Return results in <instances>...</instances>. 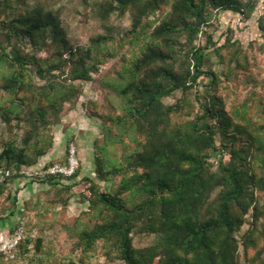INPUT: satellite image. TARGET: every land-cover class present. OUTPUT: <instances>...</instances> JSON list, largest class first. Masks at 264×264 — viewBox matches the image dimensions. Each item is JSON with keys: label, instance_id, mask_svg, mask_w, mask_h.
<instances>
[{"label": "trees", "instance_id": "trees-1", "mask_svg": "<svg viewBox=\"0 0 264 264\" xmlns=\"http://www.w3.org/2000/svg\"><path fill=\"white\" fill-rule=\"evenodd\" d=\"M37 1L26 12V0H0V118L22 130L20 138L3 139L0 197L7 192L11 205L0 220L20 210L10 184L23 177L14 171L38 164L54 146L52 125L82 94L80 82L107 63L113 43L134 48L112 83L123 104L92 115L106 122L105 144L121 146L112 159L98 145L97 177L118 181L102 190L85 177L91 196L87 224L76 233L78 258L53 260L44 238L29 234L20 219L10 230L25 228L16 256L0 255V264H93L99 251L108 263L264 264V99L257 90L243 99L229 93L249 64L238 28L196 43L212 10L255 17L264 42V0H102V19L130 12L131 28L124 39L97 34L84 46L72 44L59 13ZM213 52L220 72L204 68ZM177 93L180 99L165 101ZM80 172L43 182L69 191ZM134 233L158 240L138 247Z\"/></svg>", "mask_w": 264, "mask_h": 264}, {"label": "rangeland", "instance_id": "rangeland-1", "mask_svg": "<svg viewBox=\"0 0 264 264\" xmlns=\"http://www.w3.org/2000/svg\"><path fill=\"white\" fill-rule=\"evenodd\" d=\"M37 2V0H26L23 6L25 11L33 8ZM40 2L59 13L69 39L74 45H88L90 39L97 34L109 33L118 39H124L132 25L130 12L115 11L109 19H102L99 14L102 0H41ZM261 13L264 14V11ZM210 16L211 25L199 35L196 43L206 44L207 33H213L217 39H221V33L229 26L238 28L236 36L246 47L244 53L249 64L245 72L238 70L241 80L231 82L229 93L232 97L238 96L243 99L249 91L257 90L259 92L257 99H264V42L258 34V21L255 17L247 18L227 11L212 10ZM154 18L155 16L150 17V19ZM182 40L185 41V38ZM133 49L132 47L120 48L114 43L110 45L112 56L108 58L107 63L101 67L99 73L93 75L92 80L80 82L82 94L65 105L61 120L52 125L51 130L55 137L54 146L45 156L41 157L38 164L28 166L37 169L46 163H60L66 159L68 161L72 150L75 149L79 161L78 168L81 172L70 182L77 184L73 189L66 191L60 187H52L49 183L43 182V179L19 178L14 180L10 185L13 193L16 189L19 191L18 209L20 210L17 216L0 220V232L9 233L11 227L21 219L29 234L44 238L45 251L51 253L53 260L68 261L70 258H78L76 233L78 229L87 224L88 215L84 212L88 211L89 201L85 197L91 196L90 182L85 180V177L97 181L102 190L116 184L118 178L104 181L97 177L96 150L98 145L103 146L105 153L112 159L115 153L119 154L121 150L120 144H105L106 122L92 113L96 110L105 114L113 113L114 107L117 111L121 108L123 99L114 91L112 83L124 64V57H129V51ZM222 53L227 57L230 51L223 50ZM41 55L47 56L48 53L43 52ZM243 59L245 60V57ZM204 68L220 72L223 64L213 52L207 56ZM244 73L249 76L244 77ZM199 81V89L204 92L207 79L202 76ZM3 95L4 93H0V101H3L1 99ZM181 96V93H177L166 98L165 101L173 103ZM21 134L22 130L19 127L14 126L11 130L0 118V152L3 139H17L21 137ZM6 196L7 192L0 197V215L4 211L3 208L11 205V201ZM247 228L248 225L244 226L243 230ZM133 239L135 245L141 247L155 243L158 236L134 233ZM92 262L93 264H126L121 261L108 263L101 251L97 253ZM18 264L30 263L20 260Z\"/></svg>", "mask_w": 264, "mask_h": 264}, {"label": "built area", "instance_id": "built-area-1", "mask_svg": "<svg viewBox=\"0 0 264 264\" xmlns=\"http://www.w3.org/2000/svg\"><path fill=\"white\" fill-rule=\"evenodd\" d=\"M261 12L264 11V2L260 6ZM79 167V161L76 157L75 149L72 150L67 163H55L49 166H42L39 168H33L28 166H23L19 171L15 170L14 173H19L21 177L27 179H38L47 178L51 175H58L64 177H72L76 173ZM10 170H6V175H11ZM25 233V228L23 225L19 226L16 232L12 235L9 233L0 232V255H5L6 258H15L16 249L23 238Z\"/></svg>", "mask_w": 264, "mask_h": 264}]
</instances>
